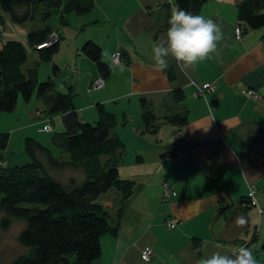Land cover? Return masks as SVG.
Here are the masks:
<instances>
[{"label": "crops", "instance_id": "1", "mask_svg": "<svg viewBox=\"0 0 264 264\" xmlns=\"http://www.w3.org/2000/svg\"><path fill=\"white\" fill-rule=\"evenodd\" d=\"M99 1L94 0L93 9L84 15L74 13L78 18L73 23L70 20L72 14H69L68 26L72 24L83 34L87 28H92L86 41L90 39L100 46L101 60L109 66L110 75L103 79L98 74L95 63L80 53L79 47L85 39L78 40L79 36H73V33L64 36L71 40L68 47V53L74 56L71 62L63 59L61 65L54 58L48 62L50 68L56 64L58 75L70 69L63 84L71 90L77 115L84 121L98 119L97 111H94L96 104L104 105L118 121L117 111L125 120L127 109L133 107L135 111L139 104L138 112L142 116L140 100L150 103L158 125L156 130H159L153 135L156 142L150 152L154 156L164 152L160 158L170 161L155 162L158 174L148 167L143 178H152L143 180L147 186L141 190L139 199V187L135 186L134 195L125 203L118 235L101 238V256L94 264H200L201 259L215 251L231 255L246 245L253 251L257 264H264V251L260 249L264 212L258 210L264 209V167L261 164L264 159V28L242 29L237 39L233 29L239 26L236 6L242 0H207L197 15L222 25L226 40L205 61L184 67L169 58V67L158 71L152 59V47L166 40L175 1L103 0L106 5L98 6L95 15L93 11ZM5 26L6 39L14 38L8 21ZM82 26L86 29L82 30ZM22 27L28 31L27 26ZM56 35L61 40L60 33ZM117 51L121 54V63L126 66L123 74L118 70L120 63L116 64L112 59V54ZM105 52L109 56H104ZM63 63H67L65 67ZM170 68L173 69L172 78L168 75ZM100 79L103 83L94 87L93 82ZM203 83H208L214 90L194 97L193 93ZM87 84L90 86L86 90ZM54 85L56 89V78ZM94 89H97L96 100L88 102L85 93ZM173 89L183 91L184 97L179 103L172 99ZM248 89L255 90V98L247 95ZM56 91L64 93L61 89ZM125 98H129L125 100L126 105L109 108V104H117ZM24 102L25 105L18 106V99L14 108L17 111V106L23 107L22 114L34 120L28 122L24 138L31 137L45 147L46 143L52 144L51 134L61 125L57 122L56 130L52 127L45 100L33 95ZM179 111H186V124L178 126L163 122L169 113ZM47 122L52 130L40 131ZM144 131L149 129L144 128ZM113 133L118 137L117 131ZM23 147L22 142L19 151L25 153ZM23 157L24 163L28 161L26 153ZM9 161L5 160L4 165ZM145 168L142 164L132 169L140 172ZM163 181L174 191L166 199L162 198ZM250 190L254 191L257 204H250L248 199L243 201ZM150 202L154 204L153 209ZM161 203H165L159 209L164 216L159 219L154 209ZM152 213L149 221L148 215ZM173 217L177 222L170 228L165 223ZM237 218H243L245 224H237ZM196 237L200 238L198 250L193 246ZM107 241L112 247L105 249ZM146 248L152 251L150 261L141 258V252Z\"/></svg>", "mask_w": 264, "mask_h": 264}, {"label": "trees", "instance_id": "2", "mask_svg": "<svg viewBox=\"0 0 264 264\" xmlns=\"http://www.w3.org/2000/svg\"><path fill=\"white\" fill-rule=\"evenodd\" d=\"M174 1L179 8L197 15L207 0ZM93 7L94 0H0V111L11 113L19 98L28 102L34 95L45 100L48 115L60 116L63 129L52 133L50 138L58 157L53 156L49 147L25 137L23 149L28 161L14 167H0V212L3 213L0 229L9 228L13 221L21 222L17 243L25 249L12 261L0 264H94L101 256V238L118 235L125 203L134 195L136 182L119 176L125 150L113 133L116 115L104 105L96 104V121L78 117L71 90L61 93L55 89L54 79L59 69L56 64L51 68V75L39 80L38 67L50 62L59 47L60 38L56 35L52 44L37 49L53 32L58 34L47 24L48 20L57 14L60 24L65 25L69 14L84 15ZM236 9L241 30L264 28V0H242ZM9 20L15 25L27 26L24 42L1 37ZM26 48L37 52L38 60L32 68L23 70ZM79 50L95 63L103 79L110 75L109 66L101 60L99 45L87 40ZM168 75L173 77V69H168ZM183 97L182 90L173 89V101L179 103ZM140 105L143 125L156 132L158 125L150 103L141 99ZM163 119L168 124L184 125L186 111L171 112ZM8 136L9 133L0 134V160L8 145ZM261 164L264 167V159ZM65 168L75 169L78 174L65 179L53 176ZM167 187L173 191L170 184ZM112 189L117 194L115 206L113 199L105 196ZM162 192L163 199L174 193L168 196L164 188ZM199 241L200 238H193L196 250L200 248ZM261 243L260 249L264 251V236ZM150 260L151 256L145 261Z\"/></svg>", "mask_w": 264, "mask_h": 264}, {"label": "rangeland", "instance_id": "3", "mask_svg": "<svg viewBox=\"0 0 264 264\" xmlns=\"http://www.w3.org/2000/svg\"><path fill=\"white\" fill-rule=\"evenodd\" d=\"M105 1L100 0L98 2V5L95 9V11H93V13L95 15H97V11L100 7H104ZM100 6V7H98ZM98 8V9H97ZM68 17V16H67ZM87 19L89 16H86ZM84 17V18H86ZM91 17V16H90ZM77 16L75 14L70 15V20L75 21L77 20ZM47 24L54 30H58V32L60 33V37H61V46L59 49V52L55 53L52 60H54V58L60 62V64L62 65L63 59L68 60L71 62V59L74 57L72 56V54L68 53V47H70L71 45L69 44L71 42L70 39L65 38L64 36H66L69 33H73V36L77 35L79 37H77L78 40L84 38L85 40H83L81 42V46L85 43L86 39L89 38L88 35H91L92 33V28H87L86 26H82L81 29L85 30V33H79V28L76 27H72L71 25L68 26V21L65 25L60 24L59 21V17L57 14H53L51 16V18L48 20ZM8 25L10 27V30H12V34L14 36L15 39L17 40H21L24 41V37L26 36V32L27 30H25V28H23L22 26H18L13 24L10 20L8 22ZM83 25V24H82ZM59 36V35H58ZM3 39H6L5 35L1 36ZM90 40V39H88ZM92 41V40H91ZM87 42V41H86ZM264 44V41H263ZM80 46V47H81ZM79 47V48H80ZM26 52H27V60H26V64L23 67V70H26L28 68H32V66L35 65V62L38 60V53L31 50L29 51L26 48ZM81 53V50H80ZM82 54V53H81ZM113 55V54H112ZM82 56V55H80ZM105 56V55H104ZM120 61L118 63H121L122 59L119 57ZM116 63V64H118ZM67 64V63H65ZM65 64L63 63V67H65ZM51 68H50V64L48 62H43V64H41L38 67V74H39V80L43 81L48 75H51ZM70 74V69L66 70V73H60V75H56V89L60 91V89L62 91H64V93H67V91H69L68 86H66V88L64 87V80L66 78V75ZM100 77V76H99ZM98 78V77H97ZM55 80V79H54ZM103 80V79H102ZM90 84L86 85V90L87 88H89ZM59 88V89H58ZM97 89L91 90L89 93H87L86 91V99L89 102L92 99H95V95ZM129 98H125L123 99V101H118L117 104L116 103H112L109 104V108H117L118 105L123 106L126 105L128 102H126L125 100H127ZM96 100V99H95ZM25 105L24 100L19 98V105L22 104ZM96 104V103H95ZM94 105V104H93ZM129 105V104H128ZM133 105V104H131ZM16 107L17 111H11V113H7V112H3L0 111V134L1 133H9L8 136V141L7 143H9V145L7 146L8 148L4 150L3 154V158L0 160V167L3 166H10V167H14L15 164L18 165H23L24 163V152L23 151H19V149L21 148L22 142L24 140V135L27 134V130L26 127L28 122H32L34 120L32 119H28V117L24 115L23 112V107ZM95 107V105L93 106ZM138 107L139 104H138ZM138 107L136 108V110H133V107H130L129 109H127V114H128V118L126 115L125 120L123 119V116H121L119 114V112L117 111L118 116V121L117 124L114 128L113 131H117L118 134V138H120V140L122 141L123 145H124V150H125V154L123 157V162L119 165L118 171H119V176L120 178L126 179H133L136 182L137 188L139 187V193L141 192V190L143 189V187L147 186L145 182L146 180H149V178H152V176L149 177H144L143 178V174L146 173L148 170V167L152 170L155 171V173L158 174V169L157 166L155 164V162H167L170 161L169 159H162L160 158L161 155L165 154L164 152H159V154H156V156L152 155V153L150 152V149L154 150V147L152 146V144H154L156 142V138L153 135L158 134L159 130H156V132H150L149 131H144L145 126L142 123V119L141 116L138 112ZM96 109L94 108V111ZM116 110V109H115ZM109 111V110H107ZM110 112V111H109ZM113 112V111H112ZM111 113V112H110ZM49 118V117H48ZM51 125L52 127L57 126V122L61 125V128L59 129H55L56 133L59 131H62V123H61V118L59 115L54 116L51 115ZM53 120V121H52ZM124 120V121H123ZM56 122V124L54 125V123ZM146 129V128H145ZM26 131V132H25ZM158 137V136H157ZM159 137H162L161 135H159ZM23 139V140H22ZM163 140H165V138H163ZM22 141V142H21ZM163 142V141H161ZM24 143V142H23ZM46 147H49L50 151L52 152L53 156L58 157V152L57 150L54 148V146L52 144L46 143ZM7 152L8 153H14L13 155H7L5 154ZM27 154V153H26ZM22 156V157H21ZM157 157V158H156ZM142 158V159H141ZM9 159L10 161L7 162V165H4V161ZM157 160V161H156ZM27 162V161H26ZM144 165V167H147L145 169H141V171H133V167H137L138 165ZM67 168L63 169L62 171L53 173V176L57 179H61V178H66L70 175L73 174H78L75 169H70V170H66ZM50 172H52L53 170H49ZM160 172L162 173L161 169ZM156 180L158 178L154 177ZM145 180V181H143ZM161 183V182H160ZM141 193L138 195V199L140 198ZM106 197H109L111 199H113V205L115 206V201H116V197L117 194L116 192L112 189L111 191L107 192L105 194ZM141 202L143 203V201L141 200ZM150 207L151 209H153L154 204L150 202ZM165 205V203H161L160 205L157 206L156 209H154V212H156V216L160 219L161 217L164 216V213L162 211H159L160 207ZM161 212V213H160ZM0 212V215H3V213ZM160 213V214H159ZM154 214H150L148 215V219L149 221L151 220L152 216ZM1 219V216H0ZM21 227V222L16 221V222H11L9 228L5 229L4 231H2L0 229V262L3 263H7L12 261L14 258L18 257V255H21L25 249L19 245V243H17V235H18V231ZM112 247L111 242H106L105 243V249ZM95 262L98 263V260H96Z\"/></svg>", "mask_w": 264, "mask_h": 264}, {"label": "clouds", "instance_id": "4", "mask_svg": "<svg viewBox=\"0 0 264 264\" xmlns=\"http://www.w3.org/2000/svg\"><path fill=\"white\" fill-rule=\"evenodd\" d=\"M168 24L166 40L152 47V59L158 71L169 67V58L184 67L205 61L213 56L220 43L226 40L222 25L211 18L193 15L178 5L171 8ZM104 55L109 56V53L105 52ZM118 70L123 74L126 66L120 63ZM236 222L241 226L245 224L243 218H237ZM200 264H257V260L250 248L241 247L233 255L215 251L201 259Z\"/></svg>", "mask_w": 264, "mask_h": 264}, {"label": "built area", "instance_id": "5", "mask_svg": "<svg viewBox=\"0 0 264 264\" xmlns=\"http://www.w3.org/2000/svg\"><path fill=\"white\" fill-rule=\"evenodd\" d=\"M233 32L235 34V37L237 39H239L240 36H241V33H242L241 28L239 26H236L233 29ZM54 39H56V34L53 33V35L50 38H48L47 41H45L42 44L38 45L37 46V49H40L42 47H45V46H48V45L52 44L53 41H54ZM263 48H264V44H263ZM119 57H120V52L119 51L115 52L112 55V59H113L114 63H118L120 61ZM93 83H94V87L98 88V87H100V85L103 82L100 79V80H95ZM213 90H214V88L211 85H209L208 83H203V84H201L200 88L193 93V96L194 97L201 96V95L204 94V92H206V91L212 92ZM246 93H247V95L249 97H252V98H255L256 97L255 90L248 89L246 91ZM46 129H48L47 126L43 128V130H46ZM162 186L164 188L165 194H167L168 196L173 193V191H171L170 189H168L167 183H163ZM246 199H248V202L250 204H257L256 199L254 198V191L253 190H250V192L248 193V196H247ZM258 210H259V213H262L263 212V209L258 208ZM176 222H177V219L176 218H173L172 220H169L167 222V225L169 227H173ZM151 252L152 251L149 248L144 249L141 252V258L143 260H149V258L151 256Z\"/></svg>", "mask_w": 264, "mask_h": 264}, {"label": "bare ground", "instance_id": "6", "mask_svg": "<svg viewBox=\"0 0 264 264\" xmlns=\"http://www.w3.org/2000/svg\"><path fill=\"white\" fill-rule=\"evenodd\" d=\"M263 41H264V40H263ZM120 55H121V54H120ZM46 126L48 127V129L43 130V128L46 127ZM39 130L42 131V132H50L52 129H51V127H50V124L47 122L46 125H45V126H42Z\"/></svg>", "mask_w": 264, "mask_h": 264}]
</instances>
